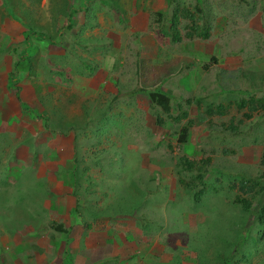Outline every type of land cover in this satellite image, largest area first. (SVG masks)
<instances>
[{
    "label": "rangeland",
    "instance_id": "obj_1",
    "mask_svg": "<svg viewBox=\"0 0 264 264\" xmlns=\"http://www.w3.org/2000/svg\"><path fill=\"white\" fill-rule=\"evenodd\" d=\"M168 1L89 0L64 31L79 0H0V264L60 263L64 239L77 253L103 239L116 264H264V111L237 107L264 98V82L238 78L264 73V0H177L198 1L210 26L207 39H188L180 20L178 43L159 31ZM29 28L50 41L24 39ZM139 88L170 95L186 119L154 126L147 96L131 94ZM189 120L179 152L210 159L198 203L170 150ZM36 184L40 217L70 228L66 238L26 214L25 198L21 210L18 191Z\"/></svg>",
    "mask_w": 264,
    "mask_h": 264
},
{
    "label": "trees",
    "instance_id": "obj_2",
    "mask_svg": "<svg viewBox=\"0 0 264 264\" xmlns=\"http://www.w3.org/2000/svg\"><path fill=\"white\" fill-rule=\"evenodd\" d=\"M89 4V0H79V5L78 7H76L75 5H70L67 8L66 11V17H67V24L62 28L64 29V31H69L71 30V27L73 26V21H74V17L81 13L83 15V17H86V13L89 11L88 9V5ZM168 7L171 8L170 11V16L168 17L167 21H168V28L167 27H159V31H161V33L163 35H165L166 37L169 38V41L171 43H178L180 41V37H179V33H178V26H179V22L180 20H186L188 22V25H186L185 27V36L188 39H192V38H200V39H207L208 38V33L210 31V26L208 24V22L204 19V16L202 14V11L199 7V2L196 1V3L193 5L192 10H189L188 8L182 7L177 3V0H169L168 1ZM7 11L9 14H11V10L9 8H7ZM203 20V21H201ZM195 21H201L200 24H197ZM167 28V32L165 31V29ZM25 34H23V38L27 39L28 37H31L32 39H34L35 41H43V42H49L50 41V37H48L47 34L41 32L38 33L36 30L34 29H25ZM63 36V35H62ZM23 39V44L26 45V47H28L27 45V40ZM61 39V36L58 40ZM45 42V43H46ZM59 41H55L53 43V46L57 47L58 46ZM26 47L22 50V54H25V49ZM84 48V46L82 47V49ZM64 51V50H63ZM72 54V51H69V55ZM85 67H88L85 65ZM55 69V74H61L63 71L62 69H60L59 67H54ZM90 74V72H89ZM76 75V74H73ZM79 76V75H77ZM231 77L228 76L227 79H230ZM238 78L241 80H247V81H252L255 82V85H260L264 82V73H255V72H251V71H247L244 70L242 71L239 75ZM17 90V89H15ZM138 93H144L147 96V99L149 101V109L150 111H154L156 109L160 110L165 116H168V118L170 116L171 111L174 110V107L171 104V98L169 95H167L166 93H163L157 89H149V90H145L142 88H139V90L133 91L131 94L135 95ZM15 98L17 99V101H19V97L18 94L15 91ZM196 100L192 101V99H186L184 101V104L188 107L189 105H191L192 103L198 104L202 101L201 98H195ZM238 109H242L243 107L246 108V111L251 115V113L253 112H258V111H264V98H253V97H249L245 100H240L237 104ZM220 108V107H219ZM176 109L180 112L181 111V107L178 104ZM209 113V112H208ZM219 113V112H218ZM249 114H245L244 116L246 118H250ZM187 115H186V111L182 110L177 116L171 118L174 122H178L180 120L186 119ZM155 122L157 125H161L162 124V120L160 119V117H156L155 118ZM192 125V122L189 120L186 122V124H184V126H182L177 134V142L178 143H185L188 139V135H189V128ZM229 135H233L235 136L237 134V131H231L229 130L228 132ZM264 151H262L263 153ZM262 155V154H261ZM209 159H200L199 161H191V160H187L185 157H180L177 160V166L183 170L184 172L187 173H191L192 174V178L191 181H188L187 183H183V181L181 179H178V182L180 184H182L185 188L188 187H198L196 192H194L193 196L195 198V200H197V198L200 197V195L203 193V179L205 178V176L207 175L206 173V169L208 167L209 164ZM260 162H262V159L260 160ZM74 169V168H72ZM193 182V184L196 185H192L190 186V184ZM31 189V188H30ZM29 188L26 189L25 191H18V199H20L18 202L21 206V210L24 211L23 205L21 204V200L23 198L26 199V210L24 211L26 214L29 215H34L35 217L42 219V220H46V222L44 223V227L45 230L49 229L52 231H55L57 233L63 234L65 237L68 234L69 230H67L66 228L63 227V225L61 223H53V222H49L48 219H46L45 217H40L43 216L44 213L46 212L41 204L40 201H36L37 197H38V191L42 190V185L41 184H36L34 187V190L32 192H30ZM237 204H239L241 206L242 209L244 210H249L250 206L248 204L247 201H245L244 199H236L235 201ZM29 207V208H28ZM76 209V208H75ZM261 213L264 214V206L261 208ZM39 215V216H38ZM261 216V215H260ZM262 217H259V221H261ZM24 219H21L19 222L21 224L25 223L23 222ZM261 239L264 240V230L261 232ZM65 243L67 244V240H65ZM68 250L67 248L64 247V250L62 251V256L63 258L65 257H69L68 254Z\"/></svg>",
    "mask_w": 264,
    "mask_h": 264
},
{
    "label": "crops",
    "instance_id": "obj_3",
    "mask_svg": "<svg viewBox=\"0 0 264 264\" xmlns=\"http://www.w3.org/2000/svg\"><path fill=\"white\" fill-rule=\"evenodd\" d=\"M179 82V81H178ZM96 239V238H95ZM99 245L101 243L106 244L107 246H105L103 249H101L100 247L96 249V251H93L91 249V244L89 243V246L86 248H82L81 246L79 247V253H77L75 250V248H72L71 250H69V256L72 258L73 263L77 264L78 262H82L81 264H84L83 261L85 259H88L89 257L92 258L94 257L97 261L96 264H116V262H114V260L117 258L115 255V253L112 252L111 250V246L108 245L106 243V241H104L103 239H96V241ZM154 254L157 255L154 251ZM56 256L61 257L62 256V252H60L59 254H56ZM113 256V257H111ZM63 258V256H62ZM61 261L60 263H55V259L54 262H47V260H45V262L43 264H65L63 261ZM28 264H39L37 261H34L33 259H29V263ZM118 264V263H117Z\"/></svg>",
    "mask_w": 264,
    "mask_h": 264
},
{
    "label": "clouds",
    "instance_id": "obj_4",
    "mask_svg": "<svg viewBox=\"0 0 264 264\" xmlns=\"http://www.w3.org/2000/svg\"><path fill=\"white\" fill-rule=\"evenodd\" d=\"M134 8V7H133ZM79 14H81V13H79ZM180 23V22H179ZM164 27V26H163ZM179 30V29H178ZM165 31L167 32V28L165 29ZM203 70H206V68L205 67H203ZM180 83V82H179ZM181 84V83H180ZM182 85V84H181ZM170 96V95H169ZM170 98H171V104L173 105V103L174 102H172V99H173V97H171L170 96ZM188 99V98H187ZM186 100V99H185ZM191 100V99H190ZM177 102H179V101H177ZM183 104V103H182ZM177 105H178V103H176L175 104V106H173L174 107V110L173 111H171V113H170V116L169 117H171V118H173V117H175V116H177V114H179L181 111H182V108H181V111L179 112L177 109H176V107H177ZM148 108H149V101H148ZM150 110V109H149ZM185 111V110H184ZM153 113V125L154 126H164V123H165V119H167V120H169V121H172V122H174L171 118H168V116H165L160 110H158V109H156V110H154V111H152ZM156 117H160V119L162 120V124L161 125H157L156 124V122H155V118ZM183 120H185V119H183ZM176 123H180L179 121L178 122H176ZM182 126H184V125H182ZM181 126V127H182ZM180 127V128H181ZM179 128V129H180ZM179 131V130H178ZM189 132H190V128H189ZM178 134V133H177ZM189 136V135H188ZM176 138H177V135H176V137H175V141H176V143L178 144H176L177 145V153H174V151H175V149H170L171 151H173V160H172V163H173V165L179 170V171H181V169L177 166V160H178V158H180V157H185L187 160H191V159H189V158H187L186 156V152L184 153V154H182V153H180L179 151H180V149H181V146L183 145V146H185V147H187L186 145H187V141L185 142V143H178L177 142V140H176ZM179 154V155H178ZM207 159H209L208 157H206ZM206 158H204V159H206ZM200 159H203V158H200ZM200 159H198V160H196V161H199ZM210 160V159H209ZM191 161H193V160H191ZM209 165V164H208ZM208 170L209 169H206V171L208 172ZM206 172V173H207ZM180 179V178H179ZM182 180V179H181ZM177 181H178V179H177ZM183 181V180H182ZM183 183H186L185 181H183ZM180 184V183H179ZM182 185V184H181ZM183 186V185H182ZM184 187V186H183ZM198 188V187H197ZM201 188H203V190H204V186L203 187H201ZM184 189L185 190H190V188H188V187H184ZM214 193H217V192H214ZM194 194V193H193ZM203 194V193H202ZM201 194V195H202ZM200 195V196H201ZM149 197H151V198H153L152 196H149ZM193 198H194V196H193ZM199 199H200V197L199 198H197V200H195V198H194V200H195V202H199ZM235 201H236V199H235ZM237 204V203H236ZM237 205H239V204H237ZM240 206V205H239ZM241 207V206H240ZM242 209V208H241ZM168 219L169 220H171V215H169L168 216ZM62 224V223H61ZM63 225V224H62ZM63 227H64V225H63ZM65 228V227H64ZM67 230H69L70 231V228H66ZM69 233V232H68ZM61 235H63V234H61ZM64 236V235H63ZM67 236V235H66ZM66 238V237H65ZM68 245V241H67V244L65 243V239H64V246H65V248H66V246ZM68 250V249H67ZM165 260V259H164ZM165 264H167V262H165Z\"/></svg>",
    "mask_w": 264,
    "mask_h": 264
}]
</instances>
